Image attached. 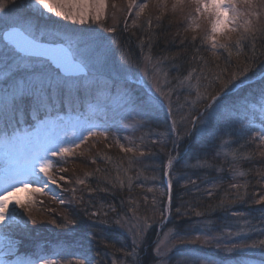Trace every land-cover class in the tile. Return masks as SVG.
<instances>
[{"label":"snow or ice","instance_id":"snow-or-ice-1","mask_svg":"<svg viewBox=\"0 0 264 264\" xmlns=\"http://www.w3.org/2000/svg\"><path fill=\"white\" fill-rule=\"evenodd\" d=\"M109 0H18V6L13 8L0 0V132L3 133L2 143L8 146L20 145L24 151V162L20 165L10 167L6 170L3 177V185L0 187V226L18 223L19 212H10V205L31 215V207L22 200L18 193H43L50 186L60 187L58 179L52 174L54 163L49 157L59 156L61 158L70 156L75 149L92 137L103 136L107 139L106 130L98 131L94 126L87 122L80 123L81 135L73 141V146H64L59 142V138H52L45 142L42 148H33L31 142L39 140L42 129L57 121L62 122L61 112L67 113L74 111L76 105L81 101L79 93L82 91L92 100L103 99L106 102L115 101L126 115L125 118L130 121L126 127L135 128L144 119L149 117L158 109H164L169 115H172V96L173 89L169 85L168 90L160 83L156 76L158 66L164 60L176 61L179 54L168 57H161L152 64L153 71L149 73L147 66L143 69V75L137 76L131 80L127 71L133 66V60L123 49L121 50L119 68L110 64L111 44L119 47L115 39L117 28L115 25L108 27L101 24L107 18V7ZM16 3V0H12ZM153 0H129L128 15L133 14L135 19L132 21V27L144 26L138 25L140 17L149 8ZM156 5L162 13H166L168 0H155ZM245 5V10L241 11L239 5ZM264 7V0H175L172 11H184V31L192 32L193 44L200 41L201 47H197L199 53L204 44L208 45L211 55L216 61H220L219 50L227 53L225 67L221 68L219 63L215 67L219 71L213 73V79L203 88L200 84L201 79H206L201 75L197 77L195 96L196 101L190 107L195 108L194 112L187 114V120L192 130L200 129L201 132L211 133V125L214 121L225 117L231 119L234 116L243 115L248 120L249 131L251 124L259 120L264 125V74L257 73L255 77H250L251 66L245 63L243 66L237 65V71L228 75L229 61L233 57L232 47L239 48L236 53V59L243 54V41L248 40L255 50L257 33L264 38V12L257 11L256 5ZM52 15L68 21L73 25H85L95 23L101 25L104 32L112 33L110 42L97 46L88 44L81 45L78 39L72 35L61 32L55 28L40 27L37 24V17H47ZM243 21V31L235 45L222 43L221 37L230 33L240 32L241 25L238 23L241 18ZM161 16H157L155 27L160 28ZM148 40L141 42V49L144 44H151L153 39V21L149 17L145 21ZM124 28H128L127 20L124 21ZM203 32V35L197 36L195 33ZM188 37L185 36L184 40ZM230 40V36H228ZM184 42L183 40L181 41ZM147 63H152L153 57L147 55L143 57ZM193 61L196 57H192ZM202 64L207 67L205 57H199ZM198 67L189 69L187 76L176 77L178 84L176 87H182L186 82H190ZM147 77V79H145ZM227 77V78H225ZM165 84H169L167 74L165 73ZM130 85H136L132 87ZM252 85H257L254 89L255 95L247 93L240 96L243 89ZM189 87L191 85L189 84ZM218 88V90H216ZM192 93H189L191 95ZM237 96L238 99L230 102V98ZM32 117L36 123L33 124V131L23 127L25 123V113ZM43 114L44 119H41ZM139 117V119H137ZM242 123V122H241ZM176 120H172V129L175 130ZM11 128V132L7 129ZM243 130V128L241 129ZM191 134L190 132L188 133ZM255 139H258L261 146H264V132H261ZM27 142V143H24ZM120 150L125 154L131 153L135 156L137 153L143 157L146 155L134 141L129 140V145L125 146L115 141ZM155 143V141H153ZM227 143V141H225ZM264 156V151L260 152ZM176 157L170 156L166 163V175L168 196L166 207L160 213L161 219L167 214L172 217V197L174 162ZM235 159V155H234ZM95 163V161H93ZM192 167H211L209 164L197 163ZM61 171L66 169L61 168ZM244 175V173H240ZM264 179V172L260 173ZM64 180L63 176L59 177ZM77 183L84 185L85 180L80 179ZM38 185L33 187V185ZM192 185L198 187L197 180L191 176L187 177L184 187ZM116 185L114 184L113 187ZM123 186V181L120 182ZM232 188L239 189L238 183H233ZM106 191V189H99ZM75 192V189H72ZM94 191V190H93ZM152 192L154 189L149 188ZM209 190V194H210ZM63 203V201H60ZM245 202L244 197H237V200L229 203ZM155 205L156 201L151 202ZM253 204L264 205V194L256 193L252 200ZM225 206L221 201L218 207ZM113 212L114 206H110ZM187 210L182 211L181 207L175 208L176 216L180 219L195 217H204L205 213L192 205H186ZM230 217L241 218L245 214L239 211L228 209ZM259 225L251 220H245V228H233L231 224H225L221 229L216 230L212 226L210 219L196 221L193 226L200 229L199 234L193 235L191 231L185 234H176L177 244H189L203 242L205 245L215 247L227 252H244L252 249H264V239H253V233H259L264 236V208H259ZM133 215L136 208L132 209ZM89 219L100 215L97 211L85 213ZM107 215V213H104ZM142 220V226L138 232L134 233L132 244L133 248H139L140 244L146 238L147 230L151 229L152 224L148 217L139 218ZM104 223V221H98ZM52 223H56L55 220ZM115 223L121 225V219L117 218ZM76 221L65 218V227L69 225L75 227ZM59 226V225H58ZM122 226V225H121ZM171 231V230H170ZM238 238V239H235ZM167 239V237H165ZM162 241H157L154 252L158 258L157 264H167L163 258L167 257L176 244L164 247L162 250ZM67 246V245H66ZM129 255H137L135 250ZM3 264V262H0ZM39 264H58L57 260L41 259ZM69 264H103L102 260H94L86 248L76 256L75 259H69ZM116 264V261H112ZM177 264H214V261L207 257L190 256L185 257Z\"/></svg>","mask_w":264,"mask_h":264},{"label":"trees","instance_id":"trees-1","mask_svg":"<svg viewBox=\"0 0 264 264\" xmlns=\"http://www.w3.org/2000/svg\"><path fill=\"white\" fill-rule=\"evenodd\" d=\"M146 20L147 18L138 24L144 26V31L141 30V27L133 28L130 22L132 21L131 19L128 20L127 29L124 28V21H121L115 35L119 47L117 48L115 45L112 48L116 51L115 53H119L120 45H124L128 46L129 51L137 58L147 54L151 55L154 61L159 60L161 57L179 54L176 61L166 59L160 64L169 77L174 80L175 86L178 84L176 77L187 76L189 69L198 67L199 70L192 81L196 83L197 77L203 75L206 79H201L200 83L204 88L213 79V73L219 71L215 67L216 63H219L221 68L225 67V61L228 59L226 52L219 50L220 61L214 60L207 44H204L202 50L197 53L196 48L201 47L200 41L197 40L194 45L191 37L186 34L183 35L181 31L175 29V26L167 17L161 18L159 21L162 25L160 28L155 27L157 20L152 19L153 28L151 31L154 34L152 43L150 45L145 43L142 50L141 42L148 40ZM185 36L188 37L187 40H184ZM182 40L184 41L183 43L181 42ZM243 44V54L239 59H236V53L239 48L232 47L233 57L229 61L228 75L238 70L237 65L243 66L245 63H248L252 68L249 73L250 77H255L257 73L264 74V38L260 34L257 35L254 51L248 40L243 41ZM110 55V58L115 57L112 51ZM193 56L196 57L195 61L192 59ZM200 56L205 57L207 60V67L201 63ZM237 99V96H233L230 98V102ZM86 106L87 103L79 102L74 111H68L67 113L86 117ZM40 118H44L43 114H41ZM25 119L28 121L24 123V128L28 129L33 126L32 117L29 116V118ZM169 121L168 116L161 109H158L144 119L143 122L145 127L148 126L149 129H163L166 128L164 127L166 124H170ZM247 123L248 120L243 115L234 116L231 119L225 117L212 123L211 133L201 132L197 128L194 134L186 135L180 146L177 143L175 144L176 138L174 135L170 136L169 139L160 138L159 135L156 140L151 139L149 141L152 147L150 157L156 160L154 163L157 165L153 177L160 175V182L156 184L158 189L156 192L147 193L146 191H141L142 189L138 187L140 185L138 183L135 184V182L131 184L123 182V186H120L118 180L114 181L109 178L112 177L111 173L114 168L97 161L99 166L97 165V169L94 168L95 173L92 171L93 174L85 179L86 183L79 188L77 194L79 207L74 213H70L69 209L66 211L69 218L76 221V231L73 232L74 238L72 237V240H75L82 247H88L92 257L95 260H102L103 264H112V261H116L117 264H156L158 258L151 246L156 239V232L159 226L166 221V214L163 219H161L160 215L166 207V200L169 194L165 180V170L167 160L175 146L180 148V156L183 159L176 163L174 162L173 187L171 190L173 202L172 217L169 219L166 230L172 229L176 234H185L187 231H191L193 235H196L199 234L200 229L194 226L190 228V225L205 219H210L213 222L211 227L216 230L221 229L225 224H231L233 228L239 226L245 228L246 219L259 225L258 217L260 213L257 209L264 208V205L253 204L252 200L255 198L256 193L264 194V179L260 175L261 172H264V156H260L262 149L259 147L255 148L256 145H261L260 141L255 139V137L264 132V125H261L259 120H255L251 124V131H249ZM242 128L243 130H241ZM111 132L107 131V134ZM151 134L152 132H149L150 136ZM125 156L126 154H123L121 157ZM183 156L186 157L184 158ZM184 159L189 160L188 165L184 163ZM197 163L209 164L211 167H192V165ZM115 167L117 169L118 166ZM146 170V173H150V171ZM240 173H244V175H240ZM189 176L197 180L198 187L194 188L192 185L187 188L184 187ZM233 183H238L241 187L239 189L232 188L231 185ZM114 184L116 185L115 187H113ZM140 184L141 186L145 185L144 183ZM101 188L106 189V191H100L99 189ZM147 189L149 187H146ZM209 190H211L210 194ZM237 197H244L245 202L229 203L237 200ZM153 200L156 201L155 205L151 203ZM221 201L225 202V206L218 207ZM189 204L204 212L205 216H192L185 219H180L176 216L175 208L177 206L181 207L182 211H186V205ZM110 206H114L116 211L113 212ZM88 207H91L89 211L87 210L88 212L97 211L100 213L99 216L106 224V227L96 226L87 229V227L82 226L80 219L83 218V215H79L77 210L84 209L86 211ZM133 208H136L135 215L140 218L147 216L152 224L151 229L146 233V238L140 244V247L136 249L133 248L132 244L133 236L121 230L119 225L115 223L117 218L127 220L134 218ZM228 209L243 212L245 216L232 218ZM104 213H107V215H104ZM30 239L28 235L23 234V238L20 237L19 242L27 246L32 244ZM253 239H264V236H260L259 233H253L249 241L252 242ZM101 242L104 243L106 258L105 255L104 257L102 256L99 249ZM134 250L137 255L128 254ZM25 251L28 252V250L23 252ZM188 251H194L199 253L201 257H207L213 261L222 260L227 262L237 257L236 253L222 252L223 250L205 244L201 245V248L200 246H183L171 253V264L175 258L186 257ZM251 251L253 252V260L255 258V260L264 261V249L257 248Z\"/></svg>","mask_w":264,"mask_h":264},{"label":"rangeland","instance_id":"rangeland-1","mask_svg":"<svg viewBox=\"0 0 264 264\" xmlns=\"http://www.w3.org/2000/svg\"><path fill=\"white\" fill-rule=\"evenodd\" d=\"M136 2L140 3L141 0H136ZM5 3L8 4L9 7L13 8L18 6V0H16V3H12V0H5ZM128 3L129 0H109L107 7V18L103 20L101 24L108 27L115 25L118 29L121 21L127 20L128 22L129 19L133 21V19H135V10H133L132 15H128ZM174 3L175 0H168L167 11L166 13H162L160 8L156 5L155 0H153V3L150 4L149 8L144 12L137 23L140 24L145 18L148 19L149 17L152 19H156L157 16H161L162 18L167 17L173 26H175V29L181 31L183 35L186 34L188 37H192L194 33L185 32L183 27L185 23L184 11H186V9L178 10L174 13L172 11V6ZM239 8L241 11H243L245 10L246 6L241 4L239 5ZM256 8L257 11L264 12V7H260L259 4L256 5ZM36 19L38 26L55 28L60 30L62 33L66 32L72 35L74 39H78L82 46L84 44L97 46L103 43H108L113 37L112 33L104 32L102 26L95 23L73 25L68 21H63L61 18H57L52 15L47 17L38 16ZM132 21H130L131 24ZM243 21L244 18L242 17L238 22L241 25L240 32L230 33L227 36L221 37V42L229 43L230 46L235 45V42L239 39L241 32L243 31ZM116 33L114 35H116ZM195 35L199 37L203 35V32L201 31L199 33H195ZM257 35H259V33H257ZM228 36H230V40L228 39ZM115 45L116 44H111V51L115 56L110 58V64L113 67L119 68L121 66L120 57L121 50L123 49L133 60V66L130 67L126 73V75L131 80H135L137 76H142L145 66H147V71L152 73V64H154L156 61L153 60L152 63H147L143 59V57L147 56V54H143L137 58V56H134L129 51L128 46L124 45H120L119 53H115L116 51L112 49L113 46L115 47ZM165 73L166 71L161 65H159L155 74L160 80V83L164 85L166 90H168L169 85L173 89L171 92L172 115H169L164 109H161L170 120V124H166L164 126L166 128L149 129L148 126L145 127L143 122L144 120L140 124L136 125L135 128L126 127L125 125L129 124L130 121L125 118L126 114L119 107H117L115 101L106 102L103 99L92 100L91 97H88L84 92L81 91L79 93L81 97L80 103H87L86 117L80 116L78 114L62 112V122L57 121L55 124H50L48 127L42 129L40 139L38 141L33 140L31 142V146L33 148H42L46 141L56 137L59 138V142L63 143L64 146H73V141L78 139L81 135V129L79 125L82 122H87L89 125L94 126L98 131L101 132L105 130L106 132H112L107 134V139H104L103 136L90 138L87 143H84L80 146V148L75 149L74 153L70 156L63 158L59 156L49 157V159L54 163L52 174L57 177L60 187L57 188L55 185H52L43 193H18V196L22 200H26V203L31 207V215L10 205V212H19V216L17 217L18 223L0 226V262H3V264H39L41 259H51L57 260L58 264H69V259L74 260L76 256L80 255L84 248L87 249L88 254L92 257L88 247H82L78 245L75 240H72L73 232L76 231L75 227L71 225L65 227L64 224L65 218L70 219L66 214V211L69 209L70 213H74L79 207V203L77 202V194L79 192V188L82 187V185L77 183V181L80 179L85 180L90 177L93 174L92 171L94 172V168L97 169L99 166L97 161L108 164L114 168V173H111L112 177H109L111 180H118L119 183L121 181L128 184L134 182L135 184L138 183L140 185L138 187L142 189L141 191H146L147 193L149 191L146 190V187L152 189L154 188V191L152 192H156V190H158L156 188V184H159L160 182V175L153 177L157 165L154 163L156 160L153 159V157H150L152 147L150 146L149 141H151V139L156 140L158 135L163 139H169L170 136L174 135L176 138L175 144L177 143V145L180 146L181 141L185 139V136L188 135L189 132L194 134L196 131L191 129V126L189 125L186 118L189 112H194L196 110L195 108L190 107V105H193L196 101V83H193L191 80L190 82H186V84L182 87H176L173 82L174 80L171 79L166 73L169 84H165ZM145 79H147V77H145ZM189 84L191 87H189ZM130 86L136 87V85ZM256 87L257 85H252L247 89H243L239 95L243 96L247 93H251L254 96L256 94L254 91ZM189 93L192 94L189 95ZM25 118H29L27 111L25 113ZM137 119H139V117ZM32 120L33 124L36 123L34 119ZM172 120H176L175 130L172 129ZM26 121L28 120L25 119V122ZM29 122H31V120H29ZM247 126V129L249 130L248 123ZM7 130L9 131L12 129L8 128ZM27 130L33 131L32 126ZM149 132H152L151 136L149 135ZM2 140L3 133L0 132V187L4 186L2 178L6 170L10 167L22 164L26 155L20 145L6 147L2 143ZM117 140L120 144H124L125 146L129 145V140L134 141L135 144L140 147V150L144 151L146 155L141 157L138 155V153L135 156H133L131 153H128L122 158L121 156L125 153L122 152L119 145L115 143ZM178 146L173 147L172 153H170L171 156L176 157L175 163L183 159L182 156H180V148ZM258 147L262 149L261 151L264 150V146L256 145L255 148ZM93 161H95V163H93ZM188 162L189 160L187 161L184 159V163H187L188 165ZM115 166H118L117 169ZM61 168L66 169V171H61ZM145 170L150 171V173H146ZM60 176H63L65 179L60 180ZM165 180L167 185L168 176L166 175V170ZM140 183H144L145 185L141 186ZM36 186L38 185H33V187ZM72 189H75V192H73ZM131 190L133 189L131 188ZM61 200L63 203L60 202ZM90 209L91 207H88L86 211H89ZM86 211H84V209L77 210L79 215H83V218L80 219L82 226L87 227V229L96 226L106 227L105 223L98 222L101 221L100 216L89 219V217H86ZM138 218L140 217L137 215H134V218L129 220L122 218V226L119 225L120 229L134 236V233H137L139 227L142 226V220ZM169 219L170 217L166 214V221L159 226L156 232V239L151 246L154 250L157 241H162V250L164 247L171 246L173 244L177 245L176 247L172 248V251L169 252L167 257L163 258L166 260L167 264H171V253L175 250H178L180 247L200 246L201 248V245H204L202 241L189 244H177L175 239L176 232L172 229L166 230ZM53 220H55L56 223H52ZM239 228H241V226H239ZM23 234L28 235L31 238L30 241L32 244L24 246L19 242V238H23ZM165 237H167V239H165ZM248 242L251 243L250 241ZM16 247L21 250L23 256H18L17 258L19 251L16 250ZM99 249L102 256L104 257L106 252L104 253L105 248L103 242H101ZM24 250H28L29 253L26 251L23 252ZM222 252L230 253L227 251ZM10 253L14 254V257L6 258V256ZM231 253H236V259L228 260L227 262L222 260H214V264H264V261L255 260V258L253 260V252L251 250ZM190 256L201 257L199 253L188 251L186 257ZM92 258L95 260L94 257ZM183 258L185 257L175 258L172 264H177V262Z\"/></svg>","mask_w":264,"mask_h":264},{"label":"bare ground","instance_id":"bare-ground-1","mask_svg":"<svg viewBox=\"0 0 264 264\" xmlns=\"http://www.w3.org/2000/svg\"><path fill=\"white\" fill-rule=\"evenodd\" d=\"M16 250L19 251L17 254V258H18V256H23V253L21 252V250L19 248L16 247ZM13 257H14V254H12V253H10L6 256V258H13ZM18 260H20V259H18Z\"/></svg>","mask_w":264,"mask_h":264}]
</instances>
